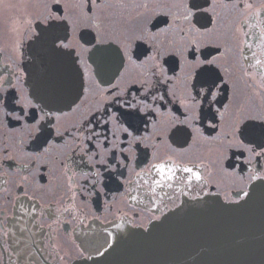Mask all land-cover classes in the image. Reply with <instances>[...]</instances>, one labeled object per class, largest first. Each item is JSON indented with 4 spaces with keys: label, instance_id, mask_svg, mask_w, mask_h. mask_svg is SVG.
Wrapping results in <instances>:
<instances>
[{
    "label": "flooded vegetation",
    "instance_id": "1",
    "mask_svg": "<svg viewBox=\"0 0 264 264\" xmlns=\"http://www.w3.org/2000/svg\"><path fill=\"white\" fill-rule=\"evenodd\" d=\"M213 59L216 100L197 96L188 122L181 100L205 86L193 68ZM154 63L172 79L157 83ZM36 83L66 99L43 102ZM158 94L133 142L120 115L133 109L114 101ZM34 105L53 115L36 125ZM262 118L264 0H0V264H117L124 246L263 198L264 136L236 132Z\"/></svg>",
    "mask_w": 264,
    "mask_h": 264
},
{
    "label": "water",
    "instance_id": "2",
    "mask_svg": "<svg viewBox=\"0 0 264 264\" xmlns=\"http://www.w3.org/2000/svg\"><path fill=\"white\" fill-rule=\"evenodd\" d=\"M33 92L51 105L66 99L54 85L41 89L36 83ZM158 238L144 249L120 248L126 254L117 264H264V197L232 206L184 233Z\"/></svg>",
    "mask_w": 264,
    "mask_h": 264
},
{
    "label": "snow or ice",
    "instance_id": "3",
    "mask_svg": "<svg viewBox=\"0 0 264 264\" xmlns=\"http://www.w3.org/2000/svg\"><path fill=\"white\" fill-rule=\"evenodd\" d=\"M193 8L196 7L195 4H193L192 6ZM250 7V5H249ZM193 15V13L189 10V12L187 13V15L185 16V19H190L191 16ZM53 51L56 52L59 55H63L64 53H60L59 49L61 48H68L69 46L64 43L63 41H60V43H56V41H53ZM147 51V50H144ZM70 55V53H69ZM159 57V52L156 51L154 52L152 55L147 57V60H152V61H156ZM147 60L145 62H147ZM167 63V62H166ZM192 62H189V64L191 65ZM257 63H260V61H257ZM215 64V60H199L196 64H195V68H199L200 71L196 72L195 68H193V73L197 78V84H203L205 86H202L199 90V92L196 95H191V89H195L196 85L193 84L191 85V89H190V94L187 97V99H189L191 101V104H185L183 100H181V104L183 107H185V111H186V119L188 120V122H191L194 119H200L199 115L196 116H187V113H190L193 109V107L195 108H199L200 107V103L197 101V96L203 98L204 100H208L209 95L211 96V100L209 101V103L211 104L212 101L216 100V94L212 91V86L215 85V79H213V77L215 76V73L213 72V69L211 67H204V65H214ZM183 67V65H182ZM151 72L152 75L155 77H163V79H157V83L159 84H165L166 82L170 81L172 79V77L168 76L166 73V70L159 65L158 63H154L151 66ZM218 87V85H217ZM173 96H175V93H171ZM122 95V94H121ZM166 100V96L164 94H158V95H152L151 96V102H148V97L147 96H143L139 101H133V102H129L126 98L123 100L120 99H116L114 101V103L120 104L121 107H127L130 109H133V111H128V112H122L120 113V115H122L125 120L128 123V127H124L122 130L127 133L128 136L133 137V142H138L139 141V137L138 136H134V131H131L130 129L133 127V121H142L143 117L142 116H137V111H160V101H165ZM138 104H143L144 108H138ZM46 106V105H45ZM34 107H36L38 109V111L43 112V109L40 108L39 105H34ZM25 115H27V113H25ZM53 115V113L51 111L49 112H43V114L39 117L38 120H36V125H40L41 121H43L45 119V117H51ZM20 117H17V119H19ZM33 119H36L35 113H33ZM59 117H57L58 119ZM102 119V118H101ZM110 119L112 120H116L117 116L116 113L113 112ZM97 123H100V120H97ZM106 123V122H105ZM180 123H185V121H180ZM242 123V122H239ZM89 124H91V121H89ZM257 130H259V135L260 136H264V118H262V122L261 124L257 125V124H244L243 127H239V125L236 128V132L238 134L239 138H244V139H249L251 137H254L257 135ZM37 131H40V128H37ZM183 130L180 128H177V132L180 133ZM59 134V133H57ZM94 135H98L97 132L93 131L89 136L86 137V139H92ZM85 149L87 148V145H84ZM47 150V149H45ZM87 154V153H85ZM91 158V157H90ZM157 170L162 174L161 178L164 179H168L171 180L173 177L172 175H168L167 177L163 176V173L165 171V166L164 165H158L157 166ZM169 173H172V169H168L167 170ZM184 172L190 173L192 176H194L197 180L200 179V175L197 172H193V170L191 168L185 167L183 169Z\"/></svg>",
    "mask_w": 264,
    "mask_h": 264
}]
</instances>
